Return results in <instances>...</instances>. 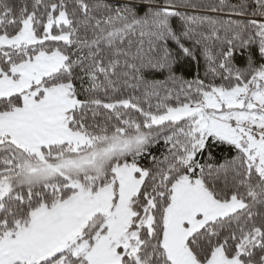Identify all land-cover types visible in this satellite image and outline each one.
Returning <instances> with one entry per match:
<instances>
[{
	"label": "snow or ice",
	"instance_id": "obj_1",
	"mask_svg": "<svg viewBox=\"0 0 264 264\" xmlns=\"http://www.w3.org/2000/svg\"><path fill=\"white\" fill-rule=\"evenodd\" d=\"M0 264H264V0H0Z\"/></svg>",
	"mask_w": 264,
	"mask_h": 264
}]
</instances>
